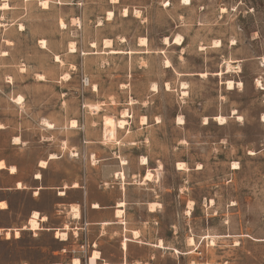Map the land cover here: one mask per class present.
<instances>
[{
  "label": "rangeland",
  "instance_id": "374dc122",
  "mask_svg": "<svg viewBox=\"0 0 264 264\" xmlns=\"http://www.w3.org/2000/svg\"><path fill=\"white\" fill-rule=\"evenodd\" d=\"M47 1V9L40 0H8L9 9H0V124L5 128L0 158L17 166L13 177L0 172V186L15 178L28 182L26 190L0 193L11 205L0 214V226H24L32 208L49 215L36 232L21 230L14 238L11 231L10 239L0 232V264H63L75 257L85 264L94 251L110 264L121 256L120 241L123 234L129 237V229L141 231L138 242L126 241L130 260L138 261L134 264H264V88L256 87V79L264 85V0H190L187 6L180 0H78L81 11ZM124 8L129 14L123 17ZM108 11L111 20H106ZM175 36L183 37L182 45L172 43ZM140 37L147 39L145 46L137 44ZM164 37L169 44H163ZM104 39L123 52L107 53ZM214 40L220 41L218 49L211 47ZM71 44L74 53L68 51ZM165 59L170 68L164 67ZM225 61L238 62L240 72L226 73ZM227 80L241 82L243 89L228 90ZM181 82L189 88L181 89ZM182 91L189 93L183 102ZM16 97L20 103L13 102ZM123 110L130 115L125 129L105 141L104 117L117 120ZM141 116L148 117L147 125H141ZM178 116L184 125L176 123ZM216 116L225 117V125L217 124ZM70 120H76V129L69 127ZM15 135L21 136L18 145L10 142ZM49 153H60V162L51 161L41 172L38 163ZM140 155L160 170L159 182L156 171L153 175L161 207L154 218L141 210V215H123L120 226L96 231L84 220L58 215L55 189L32 195L38 172L43 185L80 182L93 193H105L117 181L140 183L131 176ZM177 162L187 171L177 170ZM233 162L238 169H232ZM120 166L123 178L117 175ZM142 194L132 190L130 197ZM81 196L72 190L67 200ZM189 203L193 207L187 213ZM131 207L130 212L137 209ZM64 225L67 239L59 241L54 230ZM159 238L163 249L142 244H157Z\"/></svg>",
  "mask_w": 264,
  "mask_h": 264
},
{
  "label": "crops",
  "instance_id": "0c3cea01",
  "mask_svg": "<svg viewBox=\"0 0 264 264\" xmlns=\"http://www.w3.org/2000/svg\"><path fill=\"white\" fill-rule=\"evenodd\" d=\"M8 1V0H6ZM29 0H26V2ZM71 1V2H70ZM0 2L3 3V0H0ZM60 4L63 5H70L72 6V8L76 9V11H81L82 9H80V6H82V4L80 3V1L78 0H69V1H64V0H60ZM9 9V8H8ZM129 10V8L127 9ZM76 19L78 18V16L75 17ZM107 20V19H106ZM173 41V39L171 40ZM182 89V88H181ZM17 98V97H16ZM13 99V102L16 103L15 99ZM142 117V116H141ZM146 117V120H148V117ZM105 118L103 119V126H104V133H103V139L105 140ZM127 120V119H126ZM128 122V120H127ZM148 124V123H147ZM147 124H141L143 125H147ZM71 128V127H70ZM125 129V128H124ZM0 130H5V128L3 127ZM21 138V136H12L10 138V142L11 144L13 139H17L19 140ZM20 141V140H19ZM21 143V141H20ZM98 143H101V141H98ZM54 156H53V155ZM140 158H145L148 161L147 165H141L140 164ZM57 161L58 163L60 162V153H58L57 155L55 153H49L45 160H40L38 163V166L40 165V162H45V165H47V167L45 169H40L39 170L41 172L47 170L49 163L51 161ZM0 161H3L5 163V168L4 169H0L1 171H5L7 173V175L9 177H13L17 174L16 173H12L9 172V168L10 167H16V164H9L7 162V160H5L4 158H0ZM177 164V163H176ZM121 170H119V173H122L120 171H122V169L124 170V168L122 166H120ZM147 170H149L151 173H153L152 175H154V172L156 171V169L154 167H149V159L147 156L144 155H140L139 158L137 159V167H136V173L132 174L131 176H134L135 178L138 177V180L140 183H126V184H120V182H116L114 185H112L110 187V190L105 192V193H93L92 190H90L86 184H82V183H77V182H73L72 184H76L78 185L77 189H72L71 185L68 186L67 188L65 186L60 187V185H56L53 184L51 182H47L46 184H42L41 180H42V174L35 173L33 175V181L34 184L30 185V187H32L34 190L32 191V193L34 192H42L43 190L46 189H55V194H56V198H55V202L54 204L60 205V208H58L57 213L62 214V215H72V211H71V207L72 206H77L78 207V215L79 218L78 219H73L72 220H84L85 224L87 226H92L94 227V229L96 231H99L100 229L103 228V226H106V228H109V226H114V225H122L124 224V222L121 220L123 219V216L121 217H116V211H120L122 212L124 215H141V210L145 215H152V217L154 218V215H158L160 213L159 208L161 207H157L156 211H150V205L151 204H155V205H159L160 203L157 201L159 199L158 195L155 193L154 188L156 186V181L152 180V181H144L143 182V177L145 176ZM36 174H39L41 176V180L37 181L35 179ZM124 174V173H123ZM32 181V182H33ZM20 183L21 184V188H17L16 185ZM27 181L21 180L19 178H15L13 180L12 183L6 185V186H0V193L3 191H15V192H19V191H23L27 189ZM23 186V187H22ZM152 188V189H151ZM75 191L78 190L82 193L81 198H78L76 200H67V195L70 191ZM132 190L134 191H138V192H143L142 195H139L135 198H131L130 195L132 193ZM152 190V191H151ZM59 191H64L66 193L65 197H60L58 195ZM34 196V195H33ZM134 199V203H130V201H132ZM93 202L99 203L101 205V207L99 209H92L91 208V204ZM122 202L124 207L120 208V207H116V205H119V203ZM0 203H4L6 205L5 209L0 210V214L5 213V212H9L10 211V202L5 198L2 197L0 195ZM130 206V207H128ZM131 206H136L137 209H134L133 212H130L129 209L132 208ZM65 209V211H61V209ZM33 211H36L39 213V215H47V220L44 223H48L49 221V215L44 213V210H37V209H31L30 210V214H32ZM137 211H140V213H138ZM85 215V216H84ZM29 218V217H28ZM27 218V219H28ZM27 222V221H26ZM43 223V224H44ZM23 226H20V228H16L19 229L21 231V228ZM50 230H52L53 228L48 227ZM9 230L10 232L13 231L14 232V228H11L10 226H0V232H4ZM124 230V228H123ZM127 232H129V237L126 236V234H123V239L126 237L127 238V242H138L136 241V239L141 237V231L138 229H129L126 230ZM132 231H138L140 233L138 238H132L131 232ZM1 234V233H0ZM122 239V240H123ZM158 240L162 241V244L164 242V238H159ZM142 241V240H141ZM126 242V249H122L121 252V256L119 257V261H124L126 264H134V262H138L137 260H130L131 256L129 255V243ZM120 243H122V241H120ZM142 244L144 245H149V246H153L156 243H148V242H142ZM121 245V244H120ZM101 254V252H99ZM73 260V259H72ZM71 260V261H72ZM80 260V259H79ZM118 260H111L112 262H110V264H122L123 262H119ZM62 264V263H61Z\"/></svg>",
  "mask_w": 264,
  "mask_h": 264
},
{
  "label": "snow or ice",
  "instance_id": "6c2138e0",
  "mask_svg": "<svg viewBox=\"0 0 264 264\" xmlns=\"http://www.w3.org/2000/svg\"><path fill=\"white\" fill-rule=\"evenodd\" d=\"M118 2H119V0H112V3H113V4H117ZM180 3L183 4L184 6H187V5H189L190 0H180ZM8 7H9L8 4H4V5H3V8H4L5 10H7ZM43 7H44L45 9H47V8L49 7V5H48L47 3H45V4L43 5ZM164 7L167 8V7H168V4H167V3L164 4ZM229 7H231V6L229 5ZM220 10L223 12V11H225L226 9L222 7ZM231 11H232V12H235V11H236V8H235V7H231ZM123 14H124V16H128L129 13H128L127 10H125ZM136 15H137V18L139 19V18H140V13L138 12ZM108 19H109V20L112 19V13H111V12L108 13ZM60 26H61V27H64L63 22H61V25H60ZM262 36H264V33H262ZM168 43H169V41H168L167 39L163 40V44H164V45H167ZM175 43H176L177 45H180V44H181V38H180V36H176ZM232 43H233V44H236V41L233 40ZM140 44H141V45H145V44H146V41L143 40V39H141V40H140ZM41 47H44L43 42L41 43ZM93 47H96V45L93 44ZM219 47H220L219 44L212 45V48H214V49H218ZM72 50H73V51H76L75 48H73ZM200 51H201V52H204V49H201ZM2 55H3L4 57H8L9 53H8L7 51H5V52H3ZM57 59H59V58H57ZM164 67H165V68H170V67H171V65L168 64L167 60L164 61ZM19 71H20L21 73H24L25 69L21 67V68L19 69ZM235 71H236L237 73L240 72V67H239V65L237 66V68L235 69ZM38 79H39V80H44L45 77H44V76H39ZM64 79L67 80L68 77L65 76ZM7 82H8L9 84L12 83L11 79H9ZM161 87H162V88H166L169 92H171V87H170L169 85H167V84H164L162 81H161ZM180 87L183 88V89H188V88H189V85H188V84H182V85H180ZM240 87H241V90H242V89H243V85H241ZM256 87H257V88H264V85L261 84V81H260V80H257V81H256ZM227 88H228V90H232V89H233V83H231V82L227 83ZM93 90H95V89H93ZM151 91L154 92V93L157 91V88H156V85H155V84L152 85ZM188 96H189V93H188L187 91H184V92L182 93V96H181V101L183 102L184 98H186V97H188ZM221 99H223V97H221ZM20 102H21V101L17 100V103H20ZM124 115H125V116H128V113L125 112ZM232 116L235 117L236 120L239 121L241 124H243V123L245 122L244 117H242V116H237L236 112H232ZM260 120H261V121H264V116H261V117H260ZM216 121H217V123H218L219 125H225V123H226V121H225L224 119L219 118V116H216ZM106 123H109V124H110L111 121H106ZM140 123H141V124H147V123H148V120L141 119ZM155 123H156L157 125H159V124L161 123L160 119L157 118V119L155 120ZM176 123L179 124V125H184V124H185V120H184L183 118H181V119H178V120L176 121ZM209 123H210L209 119H204V120H203V124H204V125H209ZM3 127H4V125H3V124H0V129H2ZM124 127H125L124 124H121V125H120V128H121V129H123ZM71 128H72V129H76V128H77V125H76L75 123H72ZM220 142H221V143H224V141H220ZM12 143L18 145V144H20V141H19V140H13ZM180 143H181V144H184L185 141H184L183 139H181V140H180ZM249 155H254V153L249 152ZM124 163H125V164H128L129 162H128V161H125ZM140 164H141V165H147V164H148V161H147V160H141V161H140ZM5 167H6V166H5V163H4L3 161H0V169H4ZM46 167H47V165H45V164H43V163H41V164L39 165V168H40V169H45ZM175 167H176L177 169H179V170L187 171V169H186L184 163L176 164ZM200 167H201V165H197V171L200 169ZM231 167H232V169L235 170V169H237V168L239 167V165L236 164V163H232V164H231ZM11 172H12V173H16V172H17V168H16V167H12V168H11ZM35 179H36L37 181H40V180H41V176H40V175H36V176H35ZM144 179H146L147 181H152V180H153V175H152V174H149V175H147ZM155 179L157 180V182L160 181V170H159V169H157V171H156ZM131 182H132V183H135L136 181H135V179L133 178V179L131 180ZM185 183H187V181H185ZM16 187H17V188H21V185H20V184H17ZM65 187L67 188L68 185H65ZM71 188H72V189H77V188H78V185H76V184H71ZM41 194H42L41 192H34V193H32V195H34V196H36V197H39ZM58 195H59L60 197H65V196H66V193H65L64 191H59ZM134 202H135L134 199H133L132 201H130V203H134ZM100 207H101V205H100L99 203L93 202V203L91 204V208H92V209H99ZM116 207L123 208L124 205H123V204H120V205H116ZM157 207H159V205H153V206L150 208V211L155 212ZM192 207H193V203H189V204H188V208L191 209ZM5 208H6V205H5L4 203H0V210L5 209ZM61 211L63 212V211H65V209L62 208ZM71 211H72V213H76V212H77V209H76L75 207H73ZM123 215H124V214H123L122 212H116V216H117V217H121V216H123ZM45 220H47V217H45ZM28 223H31V229H32L33 232L38 231V229H39V225L36 223V216H35V215H33L32 220H31V221H28ZM225 223H228V222L225 221ZM25 227L27 228V223L25 224ZM16 235H17V237H19L20 233H16ZM56 235L59 236L60 239H62V240L67 239V237L60 236V233H56ZM101 235H104V233H101ZM134 235H136L137 237H139L140 233H139V232H135ZM187 243H188L190 246L193 244L192 240H188ZM153 247H155V248H157V249H163V248H164V245H163V244H154ZM92 259H93V260H97V259H98V256L93 255ZM154 259H155V258H154ZM77 264H78V262H77Z\"/></svg>",
  "mask_w": 264,
  "mask_h": 264
},
{
  "label": "bare ground",
  "instance_id": "6f19581e",
  "mask_svg": "<svg viewBox=\"0 0 264 264\" xmlns=\"http://www.w3.org/2000/svg\"><path fill=\"white\" fill-rule=\"evenodd\" d=\"M110 2H112V0H110ZM45 3H47L48 4V1L47 0H40V6L43 8V9H45L44 7H43V5L45 4ZM4 4H7V2H6V0H3V3L0 5V9H3L4 10V8H3V5ZM167 4H169L168 2H167ZM9 8V7H8ZM125 10H127L126 8H124L123 10H122V15H123V17H124V11ZM109 12H111L112 13V11H108L107 12V15H106V19L107 20H109L108 19V13ZM139 12V10H135V11H133V14L135 15V16H137L136 14ZM112 17H113V13H112ZM75 21L77 22V24L79 23V21H78V19H75ZM61 22H63V24H64V27H61L60 25H61ZM100 24V22L98 23V25ZM0 25H1V23H0ZM59 26L61 27V28H65V26H66V24H65V22L63 21V20H59ZM19 30H23V26H19ZM180 38H181V44L180 45H182V43H183V37L182 36H180ZM141 39H143V40H145L146 41V44H147V39L145 38V37H140L139 38V40H138V45H140V46H145V45H141L140 44V40ZM164 40L165 39H167L168 40V38L167 37H164L163 38ZM175 39H176V36L175 37H173V41H172V43L173 44H175V45H177L176 43H175ZM43 42V45H44V41H41V43ZM170 43V42H169ZM168 43V44H169ZM93 44H95V43H91L90 45H91V47H93ZM215 44H219L220 45V41H218V40H214V42H213V45H215ZM96 45V44H95ZM179 45V46H180ZM103 47H105V48H107V53H111V54H117V53H122L123 51H121V50H116V49H113L112 47H111V40L110 39H104V41H103ZM212 47V46H211ZM73 48H75L74 47V45L73 44H71L70 46H69V49H68V51H69V53H74L75 51H73L72 49ZM76 50V49H75ZM128 53V52H127ZM58 58V56L57 55H55L54 56V60L55 61H59V59H57ZM165 60H167V59H165ZM164 60V61H165ZM167 62H168V64L170 65V62H169V60H167ZM163 65H164V62H163ZM224 65H225V72L227 73V72H232V71H234L236 68H237V66L239 65V63L238 62H233V61H225L224 62ZM221 74V73H220ZM205 75V74H204ZM65 76H67V77H69L67 74H64L63 76H62V79L65 77ZM38 77H39V75H38ZM257 80H259V79H256V81ZM85 82H86V80H85ZM229 82H231V83H233V88H234V86H237V87H240L241 85H242V83L241 82H234V81H232V80H227L226 82H225V84H226V86H227V83H229ZM154 84V83H153ZM165 84H167V85H169L168 83H165ZM182 84H186L185 82H181L180 83V85H182ZM262 84V83H261ZM263 85V84H262ZM157 88V87H156ZM92 89H95L96 90V87L95 86H93V88ZM166 89V88H165ZM228 89V88H227ZM94 90V91H95ZM167 90V89H166ZM184 91H182L181 92V95H182V93H183ZM17 100H19V101H21V98L20 97H17L16 99H15V101H16V103H17ZM130 102V101H129ZM96 105L95 106H92L91 107V109L94 111L95 109H96ZM125 112H127L126 110H123L122 112H121V118H119V119H117V120H115L114 118H112V117H106L105 118V141H109V142H112V141H114L115 140V136H116V130L117 129H121L120 128V125L121 124H124L125 126L127 125V120H126V118L125 117H127V118H129L130 117V115H129V113H128V116H125L124 115V113ZM182 117H180V116H178L177 118H176V121L178 120V119H181ZM219 118H221V119H224L225 120V117H222V116H219ZM141 119H145L146 120V117L145 116H142V117H140V121H141ZM157 119V118H156ZM204 119H207V118H204ZM203 119V120H204ZM215 119V121H216V117L214 118ZM106 121H111V123L109 124V123H106ZM226 121V120H225ZM217 122V121H216ZM43 123H44V126L45 127H47V128H52V124H50V123H48V122H46V121H43ZM72 123H75L76 125H77V122H76V120H70L69 121V127H71V125H72ZM218 124V123H217ZM125 128V127H124ZM13 140H17V139H13ZM253 153V152H252ZM53 155V154H52ZM54 156V155H53ZM140 160H146L145 158H141ZM41 163H43V164H45V162H40V164ZM124 163V162H123ZM179 163H184V162H177V164H179ZM233 163H236V162H233ZM185 164V163H184ZM237 164V163H236ZM186 167V166H185ZM11 168L12 167H10L9 168V172H11ZM239 168V167H238ZM237 168V169H238ZM177 169V168H176ZM187 169V168H186ZM177 170H179V169H177ZM149 174H152L149 170H147V172H146V174H145V176L143 177V182L144 181H147L146 179H144L147 175H149ZM36 175H39V174H36ZM117 175L118 176H121L122 178H123V173H117ZM18 184H20V183H18ZM21 185V184H20ZM23 187V186H22ZM212 203V202H211ZM120 204H123L122 202H120L119 203V205ZM153 206V204H151L150 205V208ZM73 207H75L76 209H77V212L76 213H72V217H73V219H78L79 218V215H78V207L77 206H72L71 207V210H72V208ZM190 210L191 209H189L188 211H187V213H189L190 212ZM116 212H120V211H116ZM33 215H35L36 216V223L39 225V229L38 230H40V229H42V227H41V223H44L46 220H45V215H39V213L38 212H36V211H33L32 212V214L29 216V218L27 219V228L25 227V225L21 228V230H31L32 231V229H31V223H28V221H31L32 220V217H33ZM117 217V216H116ZM68 226L67 225H64V227L62 228V229H55L54 231H55V235H56V233H60V236H64V237H67V231H68ZM19 229H15L14 230V233H13V235H14V238H18L17 237V235H16V233H19ZM135 232H138V231H132L131 232V235H132V238H138L136 235H134V233ZM4 235H5V239H10L11 238V234H10V231L9 230H7V231H5V233H4ZM57 236V235H56ZM62 240V239H61ZM189 240H192V242H193V238H189ZM62 241H65V239L64 240H62ZM126 241H127V239L126 238H124L123 240H122V243H121V246H122V248L123 249H126ZM157 244H162V241L161 240H159L158 242H157ZM215 243H214V239L213 238H211L210 239V245H214ZM93 255H96V256H98L99 257V252L98 251H94L93 253H92V255H91V257H90V262L91 263H93L95 260H93L92 259V257H93ZM77 262H78V264H80V260H79V258H77V257H75V258H73V260H72V262L71 263H63V264H77ZM53 264H61V263H53ZM103 264H108V263H104L103 262ZM125 264V263H124Z\"/></svg>",
  "mask_w": 264,
  "mask_h": 264
},
{
  "label": "built area",
  "instance_id": "2783aa9c",
  "mask_svg": "<svg viewBox=\"0 0 264 264\" xmlns=\"http://www.w3.org/2000/svg\"><path fill=\"white\" fill-rule=\"evenodd\" d=\"M86 225V224H85ZM55 237H56V239H58L59 241H62L61 239H60V237L59 236H56L55 235ZM66 240V239H65ZM83 246H81V248H82ZM84 253L86 254V252L84 251ZM93 253V252H92ZM90 257H91V255L88 257V260H87V262L85 263V264H103V259H101V257H100V253H99V257H98V259L97 260H95L93 263H91L89 260H90Z\"/></svg>",
  "mask_w": 264,
  "mask_h": 264
}]
</instances>
